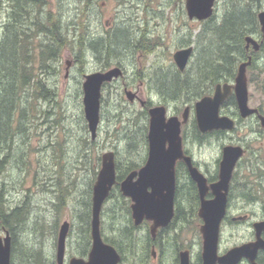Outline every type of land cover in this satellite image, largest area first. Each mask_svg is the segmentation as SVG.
Segmentation results:
<instances>
[{
    "label": "rangeland",
    "instance_id": "rangeland-1",
    "mask_svg": "<svg viewBox=\"0 0 264 264\" xmlns=\"http://www.w3.org/2000/svg\"><path fill=\"white\" fill-rule=\"evenodd\" d=\"M47 1H53L50 4V9H56V6L59 5L55 18H61L58 27L62 26L64 32L68 33L69 22L80 13L79 18L82 16L86 21L91 35H99L98 31H101L102 35L112 33L117 27H125L129 33L132 31L137 36L143 32L149 38L160 35L163 45L149 53H142L140 49L131 47L129 51H123L120 56L113 55L112 58H107L105 55H99L98 58L89 50L80 59L75 56L67 44L68 46L63 50L55 65L58 69L57 73L48 74L47 78L45 72L40 73L41 79L56 90V99L60 102L65 115L62 116V125L58 128H54L49 123L46 128L42 124L30 129L28 136H25V139H29V141L20 140L15 148L20 167L12 159L7 169L0 173V184L3 182L6 184L4 195L8 205L15 207L27 200L26 197L29 195V219L16 232V264H24L23 259L30 258L37 252L42 256L43 264H57V239L60 227L65 220L70 222L65 253L67 261L72 256L85 257L82 253L86 249V243L79 216L88 198L92 203L93 185L97 177L94 176V172L98 170L97 165L100 162L98 156L102 157L104 152L113 150L118 161L125 162L129 157L140 163L144 155L145 139L142 136L143 130L146 133L147 122L145 121L147 120L144 118L146 109L139 100L135 104L130 103L125 90L129 88L128 90L133 89L134 91L140 86L141 100L152 99V103L155 104L160 102L159 100L164 94L165 96L170 95L171 92L167 93L165 90H161V87L158 88L155 80V77L158 78L157 75L147 77V75L137 74L134 76V74L138 69L141 73L150 63H154L172 75L175 66L173 55L179 48V43L185 41L180 37L181 34L178 35L175 31L179 26L178 22L180 23L178 17L180 8L179 3H175L174 0L166 5L164 4L166 0H96L90 3L92 7L90 6L88 11L83 10L78 13L77 10L85 7L88 0ZM11 3H13L11 0H2L0 3V48L1 41H4L6 35L7 24L11 25L13 22L19 32L22 29L20 21H15L14 18L12 21L9 11ZM223 7L220 5L218 8V17L223 14ZM47 25L51 27L52 22ZM109 26L112 27L109 28ZM106 27H108L107 30ZM195 27L198 33L200 24L196 23ZM195 32L193 31L194 40H196ZM43 38V35L37 34L33 39V46L37 47L38 40ZM195 47H197L196 43ZM75 58L80 59L81 62L77 63ZM197 59L196 50V55L189 66V71L193 73ZM117 63H121L125 67V75L105 84L101 100V121L97 137L93 139L84 114L83 82L85 74L109 70L108 68H113ZM153 72L154 69L151 73ZM132 75L136 81H132ZM252 75L255 81H250V96L253 98V103H260L264 106V72ZM151 79L154 80L152 86L156 87L157 91L150 90ZM170 99L173 102H170L169 106L173 111L179 103L175 102L174 98L170 97ZM161 102L166 105V102ZM85 124L87 130L84 128ZM129 137L135 139L131 140ZM85 141L88 143L94 141L90 149L85 145ZM55 143L57 144L56 150L53 147ZM12 154H15L14 150ZM216 154L217 150L213 148L202 150L198 156L211 161V158L216 157ZM59 172L61 173L62 187L69 188L60 209L56 208L57 193L51 184L47 185L48 189L42 187L45 180L49 182L50 177L56 178L55 176H58ZM34 176H38L36 182ZM56 182L57 180H54V183ZM106 201L104 203L106 211L119 202L117 197L107 203ZM127 201L129 204L128 199ZM108 214L111 213L106 212V215H101V231L103 237L105 235L117 239L123 246L124 254L127 256L120 264H148L145 257L150 254L145 250L144 241L146 229L142 227L134 229L132 235L128 230L120 231L118 226L123 228L126 224V211L119 210L117 217ZM0 235H5V229L0 230ZM149 264H160V261H151ZM164 264H173L170 256L166 258Z\"/></svg>",
    "mask_w": 264,
    "mask_h": 264
},
{
    "label": "trees",
    "instance_id": "trees-1",
    "mask_svg": "<svg viewBox=\"0 0 264 264\" xmlns=\"http://www.w3.org/2000/svg\"><path fill=\"white\" fill-rule=\"evenodd\" d=\"M10 16L15 21L22 24L21 32L14 27V23L7 24L4 41H1L0 48V173H3L11 160L17 162L20 167L19 157L17 156L16 146L25 139L28 131L35 126L49 123L54 128L62 125L61 118L64 114L62 106L56 99V90L48 86L45 80H42L40 73H57L55 67L59 61L62 51L69 45L76 57L81 59L87 51L99 58V55L112 58L113 55L120 56L123 51H129L131 47L141 50L142 53H149L156 47L163 45L161 36L149 38L145 33L139 36L132 31L129 33L124 27L113 31L112 33L91 35L88 31L86 21L80 17L79 11H88L90 3L79 10L77 16L69 22L68 33L63 31L61 18L56 19L59 5L56 9L51 8V2L47 0H11ZM172 1V0H169ZM2 3V0H0ZM172 3V2H171ZM264 5V2H263ZM260 5L249 6L241 4L240 0L232 2L223 7V14L218 17L215 15L212 19L203 24V27L196 34V48L198 59L194 65V73L179 77L174 74L169 77L158 76L157 86L167 93L171 92V98H176L180 88L197 92V95L207 93L210 87H214L217 82L228 81L235 77L238 64L246 57V37L259 31V22L257 13ZM52 19V20H51ZM24 21V22H23ZM51 27L47 23H51ZM19 23V22H17ZM32 23V24H31ZM13 24V25H12ZM32 25V26H31ZM34 25V27H33ZM43 35L42 40H38V46L31 44V38ZM16 35V36H15ZM133 36V37H131ZM20 41V42H19ZM3 42V43H2ZM68 44V45H67ZM71 44V45H70ZM34 49L36 54H34ZM51 69V70H50ZM50 70V71H49ZM49 71V73H48ZM193 71V70H192ZM166 95V96H167ZM52 127V128H53ZM85 130L87 125L85 124ZM127 128V127H124ZM118 135V134H117ZM133 140L134 137H129ZM94 143L85 141L88 149ZM56 143L54 149L56 150ZM13 150L15 154L13 155ZM129 159V160H128ZM98 170L94 172L96 177L101 165V157L98 156ZM128 157L125 162L118 161L116 158L117 184L113 186L108 200L117 197L118 203L109 208V211L102 210V216L110 212L113 217H117L120 210L126 211L125 226L120 231H132L137 229L131 218L130 205L127 198L122 195L119 182L122 181L128 172L137 162H132ZM50 177L49 182L45 180L43 188L48 189V184L55 189L58 199L56 208L60 209L66 199L68 187H62L61 173ZM38 176H34L36 182ZM47 179V178H46ZM54 180H57L54 183ZM51 189V188H49ZM57 190V191H56ZM29 191V189H28ZM6 184H0V230L7 229L12 235V258L11 264H16L15 253L17 246L15 244L16 232L26 224L29 219V206L27 195L25 201L11 207L5 198ZM81 230L84 235L86 249L82 255H86L91 247V220L92 203L90 198L84 204L80 213ZM105 241L114 245L121 253L122 258H126L123 246L117 239L104 235ZM147 252V246H145ZM24 264H43V258L39 252L30 258L23 259Z\"/></svg>",
    "mask_w": 264,
    "mask_h": 264
},
{
    "label": "flooded vegetation",
    "instance_id": "flooded-vegetation-1",
    "mask_svg": "<svg viewBox=\"0 0 264 264\" xmlns=\"http://www.w3.org/2000/svg\"><path fill=\"white\" fill-rule=\"evenodd\" d=\"M95 1L96 0H88L89 3ZM235 1L237 0H233V3H235ZM171 2H173V0H166L164 4H170ZM174 2H178L180 8L178 11L180 23L178 22L179 26L175 31L178 35L181 34L180 37H182V39H185V41L179 43V48L177 50L193 46V53L184 70H181L174 60L175 66L172 75L176 74L179 77H186V75L192 76V72L189 71V66L197 50L195 47V36L193 35V31H196V23L200 24V30L204 23L209 22L215 15L218 16V8L220 5H229L232 0H215L214 14L205 20H199L197 18L191 19L189 17L186 8L187 0H174ZM263 2L264 0H240L241 4L249 6L260 5L257 13V19L260 25L259 31L248 35L257 40L260 47L256 50L252 43L248 46L246 41V57L238 64L237 72L233 79L217 82L214 87L208 89L207 93L199 96L197 92L194 91L196 89L188 93L187 90L184 89L185 91H181L183 88H180L176 98L173 99L179 104L175 106L176 108L173 111L169 106V103L173 101H171L172 99H170V97L165 96V94L163 97L161 96L162 99L159 100L160 102L155 104L152 103V99L141 100V96L139 95L140 86L134 91L133 89L128 90L129 88L125 90L127 97L128 92L133 93L132 100L128 97L130 103L135 104L138 100L141 102L142 106L146 109V117L144 118L147 120L145 121L147 122V125H145L146 133L143 130L142 136L145 139L144 155L141 162H137L133 165V168L128 172L125 178L131 172L143 167L149 159L150 144L148 135L151 119L150 109L159 105L165 106L166 121L171 117H177L181 122L180 135L182 139L183 157L177 159L174 166L175 189L173 194L174 215L172 219L167 225L160 226L155 235H153L152 225L154 222L152 220L145 218L140 225H135L132 216L133 201L130 197H127L134 226L146 229L144 241L147 246V252L150 254L145 257L148 264L151 263V261H160V264H164L168 256L171 257L173 264H181L182 256L187 257L190 264L203 263L204 238L201 228L204 224V220L200 217L199 213L203 200L211 201L217 197L213 185L218 183L221 179V162L224 156V149L228 146L241 147L242 153L232 170L227 190L221 189L220 191V194L226 193V208L220 223L217 254L219 257H222L232 249L244 246L246 247L244 253L239 257L240 259L236 264H264V106L260 103H253V98L250 96V81H255L252 74L264 72V30L259 21V13L264 10ZM111 27L112 26H109V28ZM122 28L123 27H117L114 31ZM107 29L108 27H106V30ZM98 32L100 33L99 35H101L102 32ZM196 34L197 31L195 32V35ZM30 42L33 44V38H31ZM34 54H36L35 49ZM250 58L251 63L247 65L248 105L250 108L256 109L257 111L246 116L242 115L235 90L232 89L220 103L219 116L231 119L233 128L219 127L202 131L198 123L196 103L205 96H213L215 88L219 83L223 85H234L240 65L243 62L249 61ZM75 61L77 63L81 62V60L77 58H75ZM116 66L122 69V75L120 77L124 76L125 67L121 63H117L114 67ZM154 67L158 66L154 63H150L141 73L138 69L134 76L137 74L143 76L147 75V77L150 75H157V77L160 75L165 77L172 76L159 68L160 66L158 68ZM111 68L112 67L108 69ZM152 69H154L153 73H151ZM131 78L132 81L135 80L133 79V75ZM117 79L118 78L113 79V81ZM157 79L158 78L155 77L156 81ZM151 82L152 83L149 85L150 90L157 91L156 87L152 86L154 80L151 79ZM107 83L109 82H105L102 86L101 100L103 98L105 84ZM132 84L134 83L132 82ZM161 101L166 102V105ZM185 113L187 116L186 120L184 118ZM169 146L170 144L167 142L166 147L169 148ZM213 148L217 150V154L216 157L211 158V161L198 156L199 152L202 150L206 151ZM187 158L190 159V162ZM131 161L135 162L132 159ZM193 167L196 168L206 180L207 189H205L203 196L198 181L193 177ZM121 182L122 181H120L119 184ZM151 190L152 188L149 187L148 191L150 192ZM259 223H263V225L260 226ZM90 249L88 253L84 255V258L87 259ZM70 259L71 258L67 261L65 257L63 264H65V262L69 264ZM123 261L124 258H121L120 263ZM217 264L221 263L218 262Z\"/></svg>",
    "mask_w": 264,
    "mask_h": 264
},
{
    "label": "water",
    "instance_id": "water-1",
    "mask_svg": "<svg viewBox=\"0 0 264 264\" xmlns=\"http://www.w3.org/2000/svg\"><path fill=\"white\" fill-rule=\"evenodd\" d=\"M215 0H187L186 8L191 19L205 20L214 14ZM259 21L264 30V10L259 13ZM247 45L252 43L255 49L260 44L252 36L246 38ZM193 53V46L177 50L173 57L181 70H184ZM251 58L243 62L238 71L234 85L217 84L213 96H205L196 103V111L199 127L202 131L214 128H233V122L228 117L219 116L220 103L225 97L235 90L242 115L246 116L255 111L248 105V80L247 65ZM122 75L119 66L106 71H96L85 74L83 82V105L84 114L88 122V128L93 139L97 137L101 121V96L102 86L105 82ZM132 100L133 93L128 92ZM149 129V159L139 170L131 172L120 183V189L124 196L130 197L132 203V216L135 225H140L146 218L152 220V233L155 235L160 226L169 223L174 215L173 194L175 189L174 166L177 159L183 157L181 122L177 117H171L166 121V108L159 105L150 109ZM186 113L184 118L186 120ZM264 123V119H263ZM169 142V148L166 143ZM242 153L241 147L228 146L224 149V156L221 162V179L213 185L217 197L211 201L203 200L200 217L204 224L201 231L204 238L203 263L202 264H236L244 253L246 247L241 246L232 249L226 255L219 257L217 244L221 220L225 214L226 193L232 170L239 156ZM190 162V159L187 158ZM191 165V164H190ZM192 174L198 181L202 196L207 189L204 176L192 168ZM137 177V178H136ZM117 183L116 178V154L113 150L106 151L101 157V168L93 185L92 194V220L91 237L92 246L87 259L73 256L69 264H119L121 254L115 246L105 241L101 231V213L105 201L108 199L113 186ZM152 190L149 192L148 188ZM263 225V223H259ZM70 230V222L65 220L60 227L57 239L56 258L58 264L64 263L66 253V242ZM12 256V235L5 230V235H0V264H11ZM181 264H190L187 257L182 256ZM255 264V263H254Z\"/></svg>",
    "mask_w": 264,
    "mask_h": 264
},
{
    "label": "bare ground",
    "instance_id": "bare-ground-1",
    "mask_svg": "<svg viewBox=\"0 0 264 264\" xmlns=\"http://www.w3.org/2000/svg\"><path fill=\"white\" fill-rule=\"evenodd\" d=\"M24 22V21H23ZM16 36V35H15ZM60 147V146H59Z\"/></svg>",
    "mask_w": 264,
    "mask_h": 264
}]
</instances>
